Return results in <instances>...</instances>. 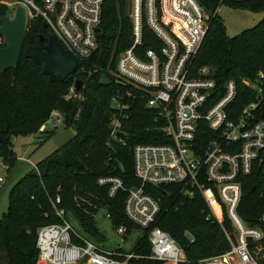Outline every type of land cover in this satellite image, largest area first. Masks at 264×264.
<instances>
[{
  "label": "trees",
  "instance_id": "1",
  "mask_svg": "<svg viewBox=\"0 0 264 264\" xmlns=\"http://www.w3.org/2000/svg\"><path fill=\"white\" fill-rule=\"evenodd\" d=\"M0 16L9 14V8L1 3ZM206 8L211 19L207 34L192 57L196 69L209 68L219 86L229 80L237 84L235 115L255 100V92L243 84V80L256 81L264 73V18L253 28L236 36H229L222 17L216 13L221 6L252 13L264 12V2L237 0H198ZM48 34L40 19L29 23L23 52L17 68L0 71V158L3 164L13 168L17 159L14 139L39 133L59 112L66 128L75 136L41 161L21 178L9 193L7 213L0 219V264H36L39 258L37 236L40 228L62 224L58 210H64L65 219L78 222L75 231L90 241L103 239L97 227L96 216L104 209L113 227L126 228L124 239L134 231H143V237L129 252L135 255L128 264H172L151 259L149 230L133 224L125 214L127 190L138 188L141 181L134 170L133 149L137 145H156L167 138L153 123L154 112L145 108L142 94L135 92V100L129 101L130 119L125 122V144L109 143L112 121L118 111L112 98L118 94V86L111 72L116 70L120 53L133 44V23L128 16V0H105L102 22L98 34V49L87 60L80 62L79 70L64 82H49L42 68L26 59L28 46L44 47L41 37ZM153 49L160 52L161 42L144 23L143 43L140 51ZM84 82L82 90L75 89V75ZM105 76L107 83H101ZM74 88L76 97L67 98ZM129 88H120L125 96ZM54 133V132H52ZM54 135V134H53ZM53 135H48L47 141ZM203 145L209 134L203 132ZM102 179H118L125 190L111 196L112 184H100ZM261 169L256 166L250 176L244 178L243 196L238 213L249 226H260L264 217V187ZM180 185L161 187L146 186V193L159 200L161 212L155 227L171 234L182 248L186 262L199 264L230 250L227 234L233 236V228L225 216L222 224L212 216L204 197L196 193L186 196ZM60 203H57V198ZM73 226V225H72ZM74 227V226H73ZM75 242L79 239L74 238ZM121 252H126L120 249ZM254 256L264 264V240L253 245Z\"/></svg>",
  "mask_w": 264,
  "mask_h": 264
},
{
  "label": "built area",
  "instance_id": "2",
  "mask_svg": "<svg viewBox=\"0 0 264 264\" xmlns=\"http://www.w3.org/2000/svg\"><path fill=\"white\" fill-rule=\"evenodd\" d=\"M104 2L1 1L9 8L11 19L19 7L26 9L30 22L40 19L48 27L46 37L53 34L79 62L89 59L98 49L97 29L101 26ZM210 19V12L198 0H133V44L120 53L116 70L111 72L118 86V94L112 98L118 117L111 123L109 143L125 144L123 127L130 119L129 101H134L135 92H139L145 108L154 112L156 128L167 138L163 144H140L133 149L134 170L141 186L128 189L125 202L127 218L149 230L151 259L172 264L186 262L174 237L154 226L161 212L160 202L146 193V186L180 185L184 195L193 197L200 193L204 197L211 209L209 218L222 224L226 216L233 228V236L227 234L230 250L199 264H260L252 250L253 245L264 240V217L260 226H249L238 209L244 178L256 166L264 177V73L255 82L243 80L255 92V100L235 115L236 82L229 80L219 86L209 68L196 69L191 64ZM144 23L161 42L160 52L139 50ZM1 47L4 42L0 38ZM120 88H129L125 96ZM72 96L76 97L74 88L67 98ZM59 116V112L52 113V118ZM203 132L209 134L205 145ZM18 159L32 164L29 159ZM0 183H4L3 178ZM99 183L112 184L111 196L125 190L118 179H102ZM260 193L264 197V187ZM56 202L60 203L59 197ZM57 214L62 224L44 226L38 231L36 264H128L135 257L121 252L122 248L108 251L81 237L65 219L64 210ZM118 233L124 236L126 228L120 227Z\"/></svg>",
  "mask_w": 264,
  "mask_h": 264
},
{
  "label": "rangeland",
  "instance_id": "3",
  "mask_svg": "<svg viewBox=\"0 0 264 264\" xmlns=\"http://www.w3.org/2000/svg\"><path fill=\"white\" fill-rule=\"evenodd\" d=\"M218 14L224 20L227 34L232 37L246 29L255 27L264 18V12L256 14L248 10H237L224 5L218 9ZM72 79L75 84V81L81 78L77 74ZM107 82L105 76L101 77V83ZM57 120L59 121L57 122ZM50 134L54 135L49 140L44 141ZM75 134L73 129L65 127L64 118L59 116V119L57 117L50 119L43 131L41 130L39 133L14 139V151L16 152L17 159L13 168L5 166L0 158V178L4 179V183H0V219L8 211L9 193L13 186L27 173L32 171L34 165H38L41 161L52 155L56 150L69 142ZM21 157L29 159L32 164L18 159ZM70 221L74 228L77 229L78 222L74 219H70ZM96 221L103 239L95 242L108 251L123 248L126 252H130L137 241L143 237V231L136 230L127 239H124L123 235L119 234L113 227L104 209L99 211Z\"/></svg>",
  "mask_w": 264,
  "mask_h": 264
},
{
  "label": "water",
  "instance_id": "4",
  "mask_svg": "<svg viewBox=\"0 0 264 264\" xmlns=\"http://www.w3.org/2000/svg\"><path fill=\"white\" fill-rule=\"evenodd\" d=\"M128 16H133V0H128ZM29 17L25 8L19 7L13 19L9 15L0 16V38L4 47L0 48V71L6 72L17 68L26 38ZM47 29V25H44ZM100 32V29H97ZM44 47L28 46L24 51L26 59L39 65L49 82H64L79 70L80 62L70 52L66 51L53 34L47 38L41 37ZM84 82L75 81V89L82 90ZM264 116V114H263Z\"/></svg>",
  "mask_w": 264,
  "mask_h": 264
},
{
  "label": "crops",
  "instance_id": "5",
  "mask_svg": "<svg viewBox=\"0 0 264 264\" xmlns=\"http://www.w3.org/2000/svg\"><path fill=\"white\" fill-rule=\"evenodd\" d=\"M45 128H46V125L42 128V130L45 129Z\"/></svg>",
  "mask_w": 264,
  "mask_h": 264
},
{
  "label": "flooded vegetation",
  "instance_id": "6",
  "mask_svg": "<svg viewBox=\"0 0 264 264\" xmlns=\"http://www.w3.org/2000/svg\"><path fill=\"white\" fill-rule=\"evenodd\" d=\"M48 32V31H47ZM45 38H47V37H45Z\"/></svg>",
  "mask_w": 264,
  "mask_h": 264
}]
</instances>
